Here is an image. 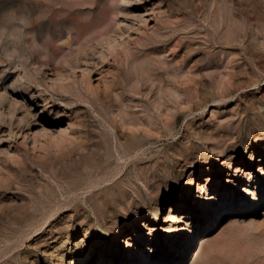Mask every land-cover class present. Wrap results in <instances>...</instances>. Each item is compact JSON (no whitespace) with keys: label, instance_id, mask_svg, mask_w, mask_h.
Masks as SVG:
<instances>
[{"label":"rangeland","instance_id":"obj_1","mask_svg":"<svg viewBox=\"0 0 264 264\" xmlns=\"http://www.w3.org/2000/svg\"><path fill=\"white\" fill-rule=\"evenodd\" d=\"M0 264H264V0H0Z\"/></svg>","mask_w":264,"mask_h":264},{"label":"bare ground","instance_id":"obj_2","mask_svg":"<svg viewBox=\"0 0 264 264\" xmlns=\"http://www.w3.org/2000/svg\"><path fill=\"white\" fill-rule=\"evenodd\" d=\"M177 51H179V49H176L174 52H177ZM67 86H68V84H67ZM64 105L67 106L66 103H64ZM230 184H233L232 181H230ZM178 192H179V191H176L175 193H178ZM201 206H202V207H205V206H207V204L204 203V202H202V203H201Z\"/></svg>","mask_w":264,"mask_h":264}]
</instances>
